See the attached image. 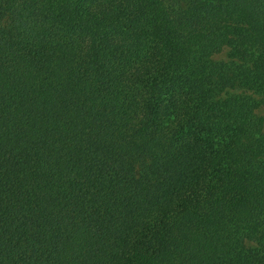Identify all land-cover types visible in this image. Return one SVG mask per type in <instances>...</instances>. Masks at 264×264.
<instances>
[{"label": "trees", "instance_id": "16d2710c", "mask_svg": "<svg viewBox=\"0 0 264 264\" xmlns=\"http://www.w3.org/2000/svg\"><path fill=\"white\" fill-rule=\"evenodd\" d=\"M259 107L264 0H0V264H264Z\"/></svg>", "mask_w": 264, "mask_h": 264}, {"label": "rangeland", "instance_id": "374dc122", "mask_svg": "<svg viewBox=\"0 0 264 264\" xmlns=\"http://www.w3.org/2000/svg\"><path fill=\"white\" fill-rule=\"evenodd\" d=\"M227 50H228V48L225 47L222 49L221 52H218V53H215L214 55H212L211 58L214 60H225V59H227ZM257 114L264 116V107H259L257 109Z\"/></svg>", "mask_w": 264, "mask_h": 264}]
</instances>
